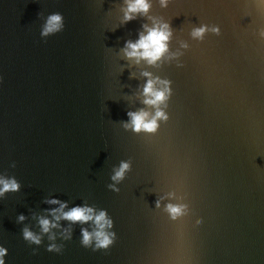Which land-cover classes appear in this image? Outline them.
Wrapping results in <instances>:
<instances>
[{"label":"water","instance_id":"1","mask_svg":"<svg viewBox=\"0 0 264 264\" xmlns=\"http://www.w3.org/2000/svg\"><path fill=\"white\" fill-rule=\"evenodd\" d=\"M149 3L122 23L125 0H0V176L20 184L0 197L5 264H264V0ZM53 12L64 29L41 37ZM148 16L169 23V52L181 53L157 66L121 52ZM201 24L219 33L192 39ZM142 71L170 82L154 133L123 127L128 111H153ZM122 160L131 167L116 183ZM53 198L106 210L113 243L82 246L94 225L55 220ZM169 203L184 214L173 219ZM40 217L58 227L43 233Z\"/></svg>","mask_w":264,"mask_h":264},{"label":"clouds","instance_id":"2","mask_svg":"<svg viewBox=\"0 0 264 264\" xmlns=\"http://www.w3.org/2000/svg\"><path fill=\"white\" fill-rule=\"evenodd\" d=\"M161 7H166L168 0H159ZM125 7L123 11L122 23L128 22L135 18L136 14L147 16L151 7L149 0H125ZM148 19L152 21L151 25L143 24V31L139 32L138 38L135 41H125L124 47L121 49L124 57L128 60L134 61L139 64L141 60L145 61L148 65L157 66L158 62L168 59L176 58L181 53L169 52V41L172 37V30L169 23L162 18L148 16ZM64 29V17L59 12H53L49 14L41 27L40 36L48 37L54 35ZM213 32L218 34L219 28L217 26H208L201 24L198 27H193L190 31V36L195 40H202L206 32ZM260 35L264 37V30H261ZM182 48H187L186 42H181ZM141 75L146 77V81L142 86L140 96L143 97L141 103L147 107H150L153 111H148L147 108H140L137 111H128V120L123 122L125 129H131L134 132H148L154 133L158 128V121L167 120L168 116L165 112L167 107V101L169 99L171 89L169 87L170 82L165 79L153 76L148 71H142ZM15 167V163L11 165ZM129 161H121L119 166L113 169L111 180L119 183L123 180L125 173L130 170ZM113 191H118L115 184L108 185ZM20 189L19 182L14 177L0 176V197H4L6 193L17 192ZM172 196L173 193H168ZM50 204H59V208L52 209V214L55 220L61 218L70 222H80L81 224L92 222L94 227L92 231L86 228H81V245L84 247H92L93 251L98 249H107L114 241L115 233L109 232L107 229L112 227V220L108 217L106 210L96 211L94 208L87 205L74 206L68 211H64L66 202H61L56 199H50L47 201ZM159 206V201H157ZM165 210L169 215L175 219L177 216L184 214L186 205L172 204L166 205ZM59 213V215H56ZM25 219L23 214L17 216V221H23ZM39 225L43 233H49L51 228L58 227L54 221H50L45 217L39 218ZM23 239L29 243L39 245L41 243L40 235L34 234L28 227L22 229ZM64 239H70L71 233L69 229H64L62 233ZM49 240H54L55 235L50 234ZM94 242V243H93ZM47 251L57 252L61 251V246L50 243L47 245ZM7 254V249L0 246V264H5L4 257Z\"/></svg>","mask_w":264,"mask_h":264}]
</instances>
